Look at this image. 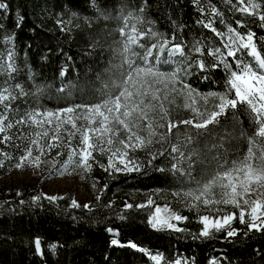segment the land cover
I'll return each mask as SVG.
<instances>
[{"label":"trees","instance_id":"16d2710c","mask_svg":"<svg viewBox=\"0 0 264 264\" xmlns=\"http://www.w3.org/2000/svg\"><path fill=\"white\" fill-rule=\"evenodd\" d=\"M264 12V0H258ZM235 4L236 0H232ZM0 66L6 65L9 51L14 53L17 71L9 74L0 70V88H9L17 95L19 84L27 95L11 102L8 119L15 122L33 109L56 111L75 105L96 104L118 82L122 69L117 53L122 37L118 29L122 17L128 13L140 15L154 31L185 45L191 58L213 62L208 48L220 47V39L198 21L212 20L218 31L237 27L241 34L249 30L255 34L258 50L264 55V27L256 17L235 11L226 0H0ZM215 6L222 14L213 17ZM200 8L205 10L201 13ZM21 17L23 18L21 20ZM19 21L20 26L17 27ZM62 21V23H58ZM10 40V42H9ZM200 41L203 55L193 51ZM152 40H145L146 46ZM137 51H141L137 49ZM167 51L161 59L167 58ZM174 59L181 60L176 56ZM231 59V58H229ZM247 59V57H244ZM153 63H156L153 59ZM161 71L170 72L174 64L156 63ZM185 79L201 93L225 91L227 73L218 70L200 73L195 66ZM207 77V78H206ZM177 98L170 119H192L193 113ZM3 106H0V111ZM28 125H18L0 134L12 137L0 143V178L12 171L27 147ZM248 115L241 109L234 117L231 112L220 118L210 135H196L190 125L180 124L172 130L168 141L152 145V151H165L152 166L141 172L112 173L103 168L93 169V176L102 187L96 203L72 206L68 196L52 201L44 198L39 184L23 183L19 188L0 182V264H154L145 251L160 253V264H173L183 256L186 264H264V232H250L239 220L232 223L238 235L226 238L224 232L209 238L200 237L202 224L193 209L171 204L186 219L180 222L183 231L157 230L148 223L154 205L126 207L131 192L151 190H193L218 170L225 160H235L246 151L241 132L251 133ZM191 143H185L186 137ZM175 144L185 154L181 162L185 174L171 171L177 154H169ZM2 153H7L5 158ZM130 155L146 165L148 153L137 150ZM190 165V167H189ZM163 168L165 171H156ZM191 172V176L187 172ZM106 186V187H105ZM34 196H40L34 201ZM238 216V212H237ZM117 231L120 244L112 245V234ZM35 239L40 240L38 254ZM55 245V248L51 247ZM214 258L213 262L210 259Z\"/></svg>","mask_w":264,"mask_h":264},{"label":"snow or ice","instance_id":"6c2138e0","mask_svg":"<svg viewBox=\"0 0 264 264\" xmlns=\"http://www.w3.org/2000/svg\"><path fill=\"white\" fill-rule=\"evenodd\" d=\"M193 2L200 4V0ZM226 2L242 15L256 17L261 22V27H264V12L260 11L261 5L255 0H248L247 5L245 0H236L235 4L232 0ZM3 7L0 5V8ZM139 11L140 15L130 12L122 17V26L118 29L122 39L119 42L120 47L116 50L121 57V76L118 82L110 85L109 91L99 103L70 106L57 112H40L33 109L13 122L8 119L11 102L17 99V95L25 96L27 93L19 84L15 86L19 89L17 95H13L9 88H0V106H3L0 111V134H5L18 125H35L40 129L26 137L28 143L24 155L15 166L20 168L27 162L30 166L38 167L41 156L46 151L63 145L68 148V159L62 165L65 169L68 165H75L84 172H89L93 164H98L109 174L141 172L145 166H152L153 162L164 156L167 151H152V145L167 142L172 130L180 124L190 125L196 130V135H210L214 127L219 125L221 117L229 112L235 117L242 109L248 115L252 126L250 134L241 132L246 142V151L235 160H225L219 164L218 170L209 179L200 183L196 189L184 193V196L202 203L205 208L230 205L238 210V216L236 211L215 217L200 216V237L209 238L217 232H224L226 238L234 237L238 235V230L232 227V223L237 219L246 225L245 235L253 231L264 232V55L256 46L255 34L250 30L241 34L238 28L244 27V24L239 20L236 21L237 27L228 26L226 32L218 31L212 20L198 21L204 28L213 32L221 44L220 47L207 49V55L213 58V62L206 63L204 59L186 55L185 45L173 42L174 35L169 39L151 27L143 28V24L150 22L143 18V8ZM200 11L202 14L205 12L203 8H200ZM209 14L213 17L222 15L215 6L210 8ZM19 26L18 21L17 27ZM145 40L154 42L146 46L143 43ZM165 51L168 55L162 60L161 54ZM193 51L203 55L205 48L197 41L193 45ZM176 56L182 59H174ZM13 57L14 53L9 51V62L0 66V70L9 74L15 73L17 69ZM244 57L249 59L245 60ZM153 59L156 63L174 64L175 67L170 72L161 71L156 63L152 62ZM193 66L200 73L222 67L227 73L225 91L201 93L193 88L185 79L191 75L190 69ZM178 97L183 99V107L194 114L192 119H170L171 109ZM64 136L67 137L66 142ZM76 138L78 145L73 148L72 142ZM11 139L12 137L3 135L0 143H7ZM191 142L192 137H186L185 143ZM34 150L38 154L33 157ZM137 150H145L148 153L146 165L130 155ZM95 153L106 156L107 164L99 163ZM173 153L177 155L173 157L176 162L172 164L171 171L185 174L181 166V162L186 159L185 154L175 144L171 146L169 154ZM2 155L8 158L7 153ZM2 163L3 161H0V165ZM156 171L163 172L165 169L157 168ZM187 175L191 176V172H187ZM40 198L34 196L33 200L39 201ZM44 198L52 201L58 199L55 196ZM152 203L149 199L148 204ZM72 206H78L75 200L72 201ZM190 206L199 205L193 203ZM126 207L130 208L132 205L128 204ZM162 211L164 215H161ZM215 211L220 213L221 209L216 208ZM183 219L186 217L171 213L167 206L163 210L157 206L149 223L157 230L169 229L179 232L183 229L172 221ZM108 231L111 232L112 229ZM110 243L117 245L119 241L112 239ZM35 246L37 252H40L39 239L35 240ZM128 246L137 248L135 243H129ZM51 247L55 248V245ZM139 250L145 251L143 248ZM150 258L156 264H160L163 259L159 254L151 255ZM175 264H181V261L176 260ZM213 264L219 262L214 261Z\"/></svg>","mask_w":264,"mask_h":264},{"label":"rangeland","instance_id":"374dc122","mask_svg":"<svg viewBox=\"0 0 264 264\" xmlns=\"http://www.w3.org/2000/svg\"><path fill=\"white\" fill-rule=\"evenodd\" d=\"M256 3H259L258 0H255ZM248 0H245V4L247 5ZM249 58L247 57L248 60ZM60 110V109H59ZM51 111V112H57ZM45 112V111H40ZM29 127V136L33 134L34 131H39L40 129L36 128L35 125H28ZM47 127V126H45ZM52 133L50 132V135ZM64 140L66 142L67 137L64 136ZM78 145V138L74 139L72 142V147L75 148ZM60 155H57V153ZM38 153L34 150L33 157ZM96 159L99 163L107 164L106 156H101L99 153H95ZM68 159V148L61 145L58 148H53L51 151H46L44 155L41 156V160L39 166H30L29 163L25 162L23 167L12 169V171L0 178V182L5 184L6 186H15L19 188L21 184L26 183L31 186L39 184L41 192L45 196H55L62 197L68 196L71 198V201L75 200L78 205H92L97 202V197H99L102 187L100 186L97 179L93 176V169L99 167L98 164H93L91 171L84 172L82 168L76 167L75 165H68L67 169L63 168L64 162ZM20 162V159L18 163ZM215 173V172H214ZM213 173V174H214ZM196 189V188H194ZM193 189V190H194ZM191 191L188 190H151V191H143V192H131L129 197L126 200V204H131L132 202H136L137 205H149L148 201L151 199L154 205L153 210L148 218V223L150 217L155 212V208L159 206L162 210L167 206L168 210L171 213L180 215L184 217L178 210L172 208L171 204H178L187 209H193L199 216L202 215H211L215 217L216 215H223L228 212L236 211L237 209L232 208V206L225 205H213L210 208H205L202 203L194 202L190 197H185L184 193ZM179 193V195H177ZM255 198V197H253ZM193 203H198V207H191ZM216 208L221 209L220 213L215 211ZM161 215H164V212H161ZM200 220V219H199ZM182 221V220H181ZM173 220L172 223H175L177 227L180 228V222ZM150 224V223H149ZM151 226V225H150ZM113 236L112 239H117V231L112 229L110 232ZM36 240V239H35ZM119 241V240H118ZM132 243V242H131ZM120 244V242L118 243ZM140 249V247H137ZM41 252V250H40ZM147 256L150 258L151 255H161L157 252H151L145 249ZM151 262L156 264L150 258ZM176 260H180L181 264H186L187 260L183 256H178L172 262L175 264ZM214 258L211 257L210 261L213 262Z\"/></svg>","mask_w":264,"mask_h":264},{"label":"bare ground","instance_id":"6f19581e","mask_svg":"<svg viewBox=\"0 0 264 264\" xmlns=\"http://www.w3.org/2000/svg\"><path fill=\"white\" fill-rule=\"evenodd\" d=\"M38 254H40V252H38Z\"/></svg>","mask_w":264,"mask_h":264},{"label":"water","instance_id":"95a60500","mask_svg":"<svg viewBox=\"0 0 264 264\" xmlns=\"http://www.w3.org/2000/svg\"><path fill=\"white\" fill-rule=\"evenodd\" d=\"M41 253V252H40Z\"/></svg>","mask_w":264,"mask_h":264}]
</instances>
